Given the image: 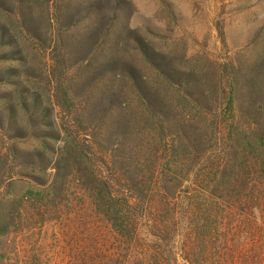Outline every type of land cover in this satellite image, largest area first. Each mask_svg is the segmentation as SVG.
Returning a JSON list of instances; mask_svg holds the SVG:
<instances>
[{"label": "rangeland", "instance_id": "rangeland-1", "mask_svg": "<svg viewBox=\"0 0 264 264\" xmlns=\"http://www.w3.org/2000/svg\"><path fill=\"white\" fill-rule=\"evenodd\" d=\"M168 163L264 193V0H0V264H116L131 245L78 178L146 176L142 196Z\"/></svg>", "mask_w": 264, "mask_h": 264}, {"label": "trees", "instance_id": "trees-1", "mask_svg": "<svg viewBox=\"0 0 264 264\" xmlns=\"http://www.w3.org/2000/svg\"><path fill=\"white\" fill-rule=\"evenodd\" d=\"M80 151V145L71 142L69 153L75 159L69 158L70 167L84 163ZM113 165L117 167V161ZM173 165H162L165 171L156 178L155 187L150 186L142 196L138 189L148 182L146 176L119 172L96 176V180L93 174L86 180L78 178L90 185L94 181L98 184V190H93L97 202L92 207H101L106 221L111 220L112 233L131 245L116 264H171L179 256L186 264H264V193L246 190L243 176L228 169L214 174L182 175L174 172ZM179 186L183 200L172 203L169 195ZM144 197L147 200L143 202ZM244 206L248 208L237 217V211ZM256 211L262 223L258 222ZM143 219L151 221L149 234L156 242L153 248L138 245L143 240ZM4 229L0 227V231ZM175 241L177 245L171 247ZM105 251L94 248L83 254L82 260L84 264H104L111 258Z\"/></svg>", "mask_w": 264, "mask_h": 264}]
</instances>
